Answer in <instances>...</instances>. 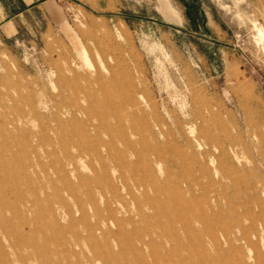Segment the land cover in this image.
I'll return each mask as SVG.
<instances>
[{
  "label": "rangeland",
  "instance_id": "1",
  "mask_svg": "<svg viewBox=\"0 0 264 264\" xmlns=\"http://www.w3.org/2000/svg\"><path fill=\"white\" fill-rule=\"evenodd\" d=\"M4 5L0 264H264V0Z\"/></svg>",
  "mask_w": 264,
  "mask_h": 264
},
{
  "label": "bare ground",
  "instance_id": "2",
  "mask_svg": "<svg viewBox=\"0 0 264 264\" xmlns=\"http://www.w3.org/2000/svg\"><path fill=\"white\" fill-rule=\"evenodd\" d=\"M194 18H195L196 23H199V22H200V16H199L198 14H194ZM75 89H76V88H75ZM132 89H133V88H132ZM114 90H115V89H114ZM76 91H77V90H76ZM105 91H106V90H105ZM133 91H134V90H133ZM74 92H75V91H74ZM110 92H111V91H110ZM69 94H70V93H69ZM75 94H77V96H78V92H76ZM71 95H72V94H70V95H68V96L70 97ZM90 95H91V94H90ZM52 96H53V95H52ZM63 96H64V94L62 95V97H63ZM77 96H76V95L74 96V93H73V98H74V97H77ZM50 98H51V97H50ZM52 98L55 99V97H52ZM70 98H71V97H70ZM78 98H79V97H78ZM76 99H77V98H76ZM51 100H52V99H51ZM61 100H62V99H61ZM66 100H67V99H66ZM79 100H80V99H79ZM83 100H84V99H83ZM53 101H54V100H53ZM70 101H73V99H72V100L70 99ZM58 102L60 103V101H58ZM64 102H65V101H64ZM74 102H75V100H74ZM137 102H138V100H137ZM66 103H67V102H66ZM89 103H90V102H89ZM57 104H58V103H57ZM86 104H87V103H86ZM86 104H84V105L86 106ZM113 104H114V103H113ZM113 104H112V105H113ZM133 104H134V103H133ZM54 105H56V104H54ZM60 105H61V104H60ZM62 105H63V104H62ZM66 105H67V104H66ZM66 105H65V107H66ZM76 105H78V104H76ZM80 105H81V104L79 103V105L77 106V108L80 107ZM84 105H83V107H84ZM58 106H59V105H58ZM70 106H71V105H70ZM140 106H141V105H140ZM61 107H62V106H61ZM88 107H90V106H88ZM58 108L60 109V107H58ZM68 108H69V107H68ZM68 108H67V109H68ZM74 108H75V107H74ZM86 108H87V107H86ZM141 108H142V107H141ZM59 109H58V110H59ZM67 109H66V110H67ZM74 110H75V109H74ZM80 110H81V109H80ZM84 110H86V109L84 108ZM88 110H89V108H88ZM61 111H65V108H64V110H61ZM70 111H71V108H70ZM75 111H76V110H75ZM78 111H79V109H78ZM72 112H73V111H72ZM75 113H76V112H75ZM65 114H66V113H65ZM67 114H68V113H67ZM67 114H66V115H67ZM72 114H73V113H72ZM69 116H70V115H69ZM71 116H72V115H71ZM146 117H147V114H146ZM51 118H52V117H51ZM67 118H69V117H67ZM72 119H73V116H72ZM65 121H67V119H66ZM70 121H71V118H70ZM70 121H69V122H70ZM69 122H68V123H69ZM76 124H77V123H76ZM83 126H85V125H83ZM14 127H16V126L14 125ZM85 127H86V126H85ZM85 127H84V128H85ZM139 127H140V126H139ZM17 128H18V126H17ZM15 129H16V128H15ZM85 129H86V128H85ZM150 129H151V128H150ZM80 130H81V128H80ZM83 131H84V130H83ZM85 135H86V133H85ZM88 138H89V137H88ZM140 139H141V138H140ZM155 139H156V138H155ZM189 146H190V145H189ZM199 146H200V145H199ZM200 147H201V146H200ZM135 151H136V150H135ZM120 167H121V166H120ZM83 168H84V167H83ZM100 168H101V167H100ZM64 169H65V168H64ZM105 169H106V168H105ZM66 172H67V171H66ZM104 174H105V173H104ZM113 180H114V179H113ZM0 226H1V225H0ZM88 233H89V232H88ZM90 233H91V232H90Z\"/></svg>",
  "mask_w": 264,
  "mask_h": 264
},
{
  "label": "crops",
  "instance_id": "3",
  "mask_svg": "<svg viewBox=\"0 0 264 264\" xmlns=\"http://www.w3.org/2000/svg\"><path fill=\"white\" fill-rule=\"evenodd\" d=\"M5 8L6 6L4 5V0H0V20L6 16L4 15Z\"/></svg>",
  "mask_w": 264,
  "mask_h": 264
}]
</instances>
